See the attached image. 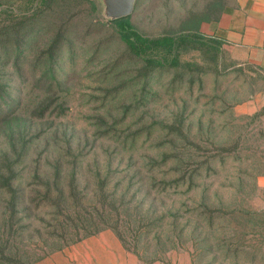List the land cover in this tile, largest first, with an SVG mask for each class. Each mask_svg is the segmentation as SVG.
I'll return each mask as SVG.
<instances>
[{
  "label": "rangeland",
  "instance_id": "374dc122",
  "mask_svg": "<svg viewBox=\"0 0 264 264\" xmlns=\"http://www.w3.org/2000/svg\"><path fill=\"white\" fill-rule=\"evenodd\" d=\"M39 1L0 0V35L34 28L23 83L14 55L0 59L22 89L0 125V184L8 166L19 172L12 219L0 190V264H264V73L207 36L179 65H147L104 23L103 0ZM232 1L135 0L130 21L144 36L177 35ZM59 30L70 47L47 96L66 110L40 118L32 75Z\"/></svg>",
  "mask_w": 264,
  "mask_h": 264
},
{
  "label": "trees",
  "instance_id": "16d2710c",
  "mask_svg": "<svg viewBox=\"0 0 264 264\" xmlns=\"http://www.w3.org/2000/svg\"><path fill=\"white\" fill-rule=\"evenodd\" d=\"M40 1L49 8L53 3H57V0ZM91 4L95 10V2H91ZM222 7L223 6L221 5V9ZM221 9H219L217 15ZM215 17L217 16L215 15L214 18ZM104 23H110L114 26V30L117 33L118 38L125 43L126 52L129 55L136 59L142 60L147 65H151L156 62L161 64V60L166 59L169 55H171L173 58L170 64L179 65L180 62L178 60V55L181 52L190 49H202V47L205 46V43L202 42L205 36L199 31L201 24L200 20L198 19L193 21L189 26H187V28L182 29V31L177 35H164L156 37L144 36L138 32V30H136L130 21V15L113 20H106ZM33 33V26L25 27V25H21L19 28L7 31L0 35V59L2 57L4 59H10L11 55H14V70L21 78V83L27 79V75L18 61H22L23 58H25L23 54L28 47L25 40L27 38H31ZM208 38L217 40L212 37ZM65 46L70 47L66 38V33L59 30L56 32L48 47L37 57L38 62L45 66L41 76L35 78V75H32L34 78L32 81L33 86L45 93V97L42 99L41 104L36 107V116L40 118H42L46 112L49 114L56 112L57 116H61L65 113L66 108L62 103H55L56 101L50 100L47 96L48 93H51L52 87L60 86V83L56 80L55 72L57 71V67H55V65L59 63V59L64 53ZM28 50H30L29 47ZM159 54L161 57H159ZM185 64L189 65L188 63ZM46 77L52 79L50 83L44 81V78ZM2 78L4 77L0 75V125L8 124L16 116V112L21 104L22 99V96H20L22 89H19L20 93L18 94L13 86L8 84L7 80H3ZM19 157H21V154L18 155V158ZM19 164L20 160L18 159H16V161L13 163L14 166ZM8 172L9 174L6 176V182L0 184V190L5 194H9L6 208L10 211V213H8L9 219H12L16 213V206L18 204V187L14 186V181L19 179V172L11 168V165L8 166ZM55 174L57 176L58 171ZM47 181L48 193L51 191L50 186L57 190V188H55V179L53 182H50L49 178L47 177ZM101 183H103V181H101ZM57 191L58 194L55 195V200H57V202H59L61 198L64 200L65 197H63L61 190ZM105 226L110 225L108 223H104L102 227H97L94 229V231L104 228ZM112 228L115 230V233L119 239L123 242V245H125V235L122 234V232H120L116 226H113ZM88 233L90 232H87L86 234ZM135 245L136 243L134 246ZM139 258L142 257L139 255Z\"/></svg>",
  "mask_w": 264,
  "mask_h": 264
},
{
  "label": "crops",
  "instance_id": "0c3cea01",
  "mask_svg": "<svg viewBox=\"0 0 264 264\" xmlns=\"http://www.w3.org/2000/svg\"><path fill=\"white\" fill-rule=\"evenodd\" d=\"M199 31L231 47L238 61H248L264 73V0H233Z\"/></svg>",
  "mask_w": 264,
  "mask_h": 264
},
{
  "label": "water",
  "instance_id": "95a60500",
  "mask_svg": "<svg viewBox=\"0 0 264 264\" xmlns=\"http://www.w3.org/2000/svg\"><path fill=\"white\" fill-rule=\"evenodd\" d=\"M135 0H103L104 15L108 20L129 16Z\"/></svg>",
  "mask_w": 264,
  "mask_h": 264
}]
</instances>
